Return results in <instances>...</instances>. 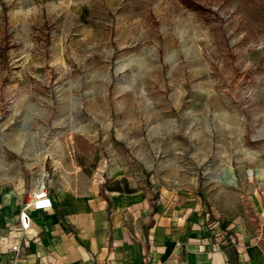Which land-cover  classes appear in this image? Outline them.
<instances>
[{"label":"rangeland","instance_id":"rangeland-1","mask_svg":"<svg viewBox=\"0 0 264 264\" xmlns=\"http://www.w3.org/2000/svg\"><path fill=\"white\" fill-rule=\"evenodd\" d=\"M231 126L264 134V0H0V205L112 169L205 190Z\"/></svg>","mask_w":264,"mask_h":264},{"label":"crops","instance_id":"crops-1","mask_svg":"<svg viewBox=\"0 0 264 264\" xmlns=\"http://www.w3.org/2000/svg\"><path fill=\"white\" fill-rule=\"evenodd\" d=\"M223 132L225 152L213 157L205 190L177 173L164 184L122 189L117 182L128 177L112 169L105 175L112 184L53 192L54 209L32 216L30 264L36 253L48 264H264V134L245 140L236 127ZM213 145L205 140V155ZM20 208L0 205V235L17 225Z\"/></svg>","mask_w":264,"mask_h":264},{"label":"built area","instance_id":"built-area-1","mask_svg":"<svg viewBox=\"0 0 264 264\" xmlns=\"http://www.w3.org/2000/svg\"><path fill=\"white\" fill-rule=\"evenodd\" d=\"M48 187L41 183L31 194V199L23 204L17 215V225L7 226V233L0 235V264H30V253L27 252L29 243L34 240L35 234L32 229V216L35 213L54 209V199L50 195ZM205 224L208 227H215V223L206 216ZM215 243L222 244L225 239L221 234L214 238ZM3 260L4 256H8ZM37 264H48V256L34 254Z\"/></svg>","mask_w":264,"mask_h":264},{"label":"trees","instance_id":"trees-1","mask_svg":"<svg viewBox=\"0 0 264 264\" xmlns=\"http://www.w3.org/2000/svg\"><path fill=\"white\" fill-rule=\"evenodd\" d=\"M127 191H129V190H127Z\"/></svg>","mask_w":264,"mask_h":264}]
</instances>
